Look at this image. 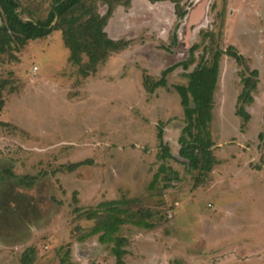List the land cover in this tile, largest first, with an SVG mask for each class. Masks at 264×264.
I'll list each match as a JSON object with an SVG mask.
<instances>
[{
    "label": "rangeland",
    "instance_id": "1",
    "mask_svg": "<svg viewBox=\"0 0 264 264\" xmlns=\"http://www.w3.org/2000/svg\"><path fill=\"white\" fill-rule=\"evenodd\" d=\"M149 4L117 9L108 34L129 47L89 78L68 62L61 31L0 55V264H116L113 245L82 239L97 223L89 212L122 199L130 220L150 212L158 225L121 228L126 264H264V0H184V20L172 3ZM23 7L33 15L22 18L37 21L52 4ZM193 47L190 69L149 92L146 82L188 61ZM230 47L245 61L220 60L210 125L219 165L198 185L179 154L187 123L175 88ZM253 71L259 85L244 127L237 101Z\"/></svg>",
    "mask_w": 264,
    "mask_h": 264
},
{
    "label": "trees",
    "instance_id": "2",
    "mask_svg": "<svg viewBox=\"0 0 264 264\" xmlns=\"http://www.w3.org/2000/svg\"><path fill=\"white\" fill-rule=\"evenodd\" d=\"M133 0H51L52 9L45 20H24L22 14L33 15L23 7V0H0V55L24 48L30 42L49 37L54 31H61L66 49L69 51L68 62L78 66L84 78L97 73L99 66L107 63L114 54H119L129 46V41L113 40L107 28L119 7H130ZM151 4L172 3L179 20H184L188 10L182 5L184 0H148ZM98 2L107 6L103 15L99 12ZM57 20V22H56ZM56 22V23H55ZM177 42V36H175ZM196 47L191 49L188 61L175 65L163 72L162 79L150 84L146 82L149 92L167 86V77L179 67L189 70L194 64ZM227 55L240 65H244V57L230 47L226 53L219 51L213 57L210 66H198L189 74L187 86H177L176 92L180 96L184 109L187 126L180 139L182 146L180 156L188 167L199 172L196 184L202 185L213 172L219 161L214 155V141L210 132V125L214 119L215 93L220 76V60ZM87 58V62H85ZM243 89L238 97L236 115L243 120V126L251 120L247 111L254 102V93L259 85V72L253 71L242 79ZM6 84L0 82V113L5 107L4 90ZM163 142V134L160 132ZM165 157L172 158L168 153ZM83 164H77L74 168ZM164 171V167H162ZM206 177V178H204ZM159 174L154 177L151 189L158 182ZM138 220H130V202L125 199L107 201L89 212V220H96L95 227L82 240L98 237L102 245H113L112 254L116 264H126L128 255V239L119 236L120 230L127 224H132L146 231L155 230L158 225L145 219L152 218V214L141 212Z\"/></svg>",
    "mask_w": 264,
    "mask_h": 264
},
{
    "label": "crops",
    "instance_id": "3",
    "mask_svg": "<svg viewBox=\"0 0 264 264\" xmlns=\"http://www.w3.org/2000/svg\"><path fill=\"white\" fill-rule=\"evenodd\" d=\"M165 3V2H164ZM133 4H135V3H133ZM160 4V3H159ZM150 6H153V4H149ZM155 5H157V4H155ZM186 18V17H185ZM114 19L112 18V20L111 21H113ZM111 21H110V23H111ZM107 32H109L108 30H107ZM112 38V37H111ZM113 40H116L115 38H112ZM116 41H118V40H116ZM125 41H127V40H125ZM129 47V46H128ZM127 50V48L124 50V51H122V52H120L119 54L121 55V53H124L125 51ZM112 58V57H111Z\"/></svg>",
    "mask_w": 264,
    "mask_h": 264
},
{
    "label": "built area",
    "instance_id": "4",
    "mask_svg": "<svg viewBox=\"0 0 264 264\" xmlns=\"http://www.w3.org/2000/svg\"><path fill=\"white\" fill-rule=\"evenodd\" d=\"M37 69V68H36Z\"/></svg>",
    "mask_w": 264,
    "mask_h": 264
}]
</instances>
